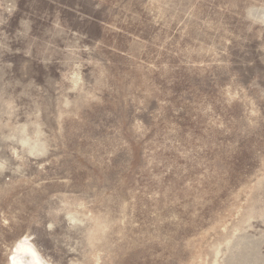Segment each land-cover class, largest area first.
<instances>
[{
  "label": "rangeland",
  "instance_id": "1",
  "mask_svg": "<svg viewBox=\"0 0 264 264\" xmlns=\"http://www.w3.org/2000/svg\"><path fill=\"white\" fill-rule=\"evenodd\" d=\"M0 264H264V0H0Z\"/></svg>",
  "mask_w": 264,
  "mask_h": 264
}]
</instances>
